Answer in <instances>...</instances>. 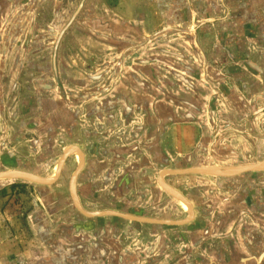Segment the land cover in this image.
<instances>
[{
  "label": "crops",
  "instance_id": "crops-1",
  "mask_svg": "<svg viewBox=\"0 0 264 264\" xmlns=\"http://www.w3.org/2000/svg\"><path fill=\"white\" fill-rule=\"evenodd\" d=\"M76 1L0 0V173L103 214L0 179V264H264V0Z\"/></svg>",
  "mask_w": 264,
  "mask_h": 264
},
{
  "label": "water",
  "instance_id": "water-1",
  "mask_svg": "<svg viewBox=\"0 0 264 264\" xmlns=\"http://www.w3.org/2000/svg\"><path fill=\"white\" fill-rule=\"evenodd\" d=\"M72 151H76L79 158H80V166L77 168V170L74 172V174L72 175L71 177V181H70V193H71V196L74 200V205L75 207L78 209L79 212H81L82 214H84L85 216H88V217H92V216H100L102 215L103 213H96V214H88L86 212H84L80 207L79 205L77 204V202L75 201V196H74V191H73V188H72V185H73V182L75 180V177L78 173V171L81 169V165H82V155L80 154V152L78 151L77 148H74V149H71V150H66L64 152V154L62 155V157L60 158L59 162H58V167H57V171H56V175L54 177L53 180H47V179H42V178H39V177H36L34 175H31V174H27V173H22V172H3V173H0V179H18V180H28V181H31V182H35V183H38V184H42V185H50L52 184L56 178L59 176L60 174V171H61V168H62V165L64 164V161L66 160V158L68 157V155L70 154V152ZM202 171H207L206 169H198V168H190V169H185V170H177V171H171V172H168L167 174H187V173H198V172H202ZM210 171H214V172H217L215 170H210ZM161 187L163 189H167L169 190L170 193H172L174 196H176L177 198H180L182 200L185 201V199L179 194L177 193L175 190H173L172 188L168 187L166 184L162 183L161 182ZM187 206L190 210V206L189 204L187 203ZM153 221V220H151ZM153 222H157V221H153ZM185 221H182V222H165V221H159L158 223H161V224H183L185 223Z\"/></svg>",
  "mask_w": 264,
  "mask_h": 264
},
{
  "label": "rangeland",
  "instance_id": "rangeland-1",
  "mask_svg": "<svg viewBox=\"0 0 264 264\" xmlns=\"http://www.w3.org/2000/svg\"><path fill=\"white\" fill-rule=\"evenodd\" d=\"M86 1L87 0H77L76 1V3H75L76 6L73 9L74 10V18H72L70 21H68V19H67V21L65 23V27L63 28V30H61L62 33H61L60 37L62 35H64L72 27V25L75 24L76 21H78V16L80 15ZM104 1H105V4L107 6L112 7V8H116L118 6L120 0H104ZM58 39H60V38H58Z\"/></svg>",
  "mask_w": 264,
  "mask_h": 264
},
{
  "label": "bare ground",
  "instance_id": "bare-ground-1",
  "mask_svg": "<svg viewBox=\"0 0 264 264\" xmlns=\"http://www.w3.org/2000/svg\"><path fill=\"white\" fill-rule=\"evenodd\" d=\"M71 149H74V148H69L68 150H71ZM75 154H76V151H75ZM77 156V155H76ZM57 167H58V165H57ZM57 167L55 168V172L57 171ZM54 172V173H55ZM168 172H171V171H163L162 173H161V176L163 177L165 174H167ZM55 175H56V173H55ZM162 182V181H161ZM163 183V182H162ZM166 191H168L169 192V190H167L166 189ZM172 194V193H171ZM176 197V196H175ZM177 198V197H176ZM178 199V201H179V203L185 208V210H189V208H188V206H187V201L185 200H182V199H180V198H177Z\"/></svg>",
  "mask_w": 264,
  "mask_h": 264
}]
</instances>
